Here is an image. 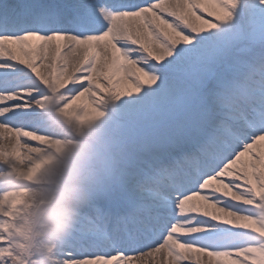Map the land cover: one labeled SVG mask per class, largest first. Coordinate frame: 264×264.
<instances>
[{"label":"bare ground","instance_id":"1","mask_svg":"<svg viewBox=\"0 0 264 264\" xmlns=\"http://www.w3.org/2000/svg\"><path fill=\"white\" fill-rule=\"evenodd\" d=\"M135 1L149 9L144 17H125L128 25L121 26L112 11L134 6L120 5L123 0L116 6L111 0H0V33L8 37L9 54L0 57V262L23 255L20 237L31 217L21 210L29 193L45 192L34 206L46 213L35 226L31 264H264V222L251 221L260 209L253 203L264 200V125L253 133L237 121L246 104L264 100V93L255 94L264 91V39L249 44L264 29V0L243 2L244 22L234 20L231 0ZM232 28H241L243 37ZM226 32L242 42L223 66L237 62L233 71L242 72L236 78L226 72L216 87L233 79L228 89L236 98L212 103L200 96L193 113L196 125L206 113L215 115L206 130L201 123L196 128L212 140L196 142L191 128L180 138L158 132L160 138L152 139L147 132L151 144L137 158L122 149L100 158L101 146L112 144L105 143L107 132L125 116L170 103L165 78L192 58L189 44L200 39L217 47ZM105 158H111L112 173L102 175ZM80 160L94 161L86 172L95 171L94 180L78 174ZM199 170L205 176L197 175L201 180L189 187L187 199L180 196L188 210L157 222L153 232L141 230L148 216L176 208L166 205L177 196L159 193L179 190ZM47 183L62 187L50 207L55 191ZM140 204L144 210L136 212ZM83 233L100 239L87 248ZM110 242L118 247L110 249Z\"/></svg>","mask_w":264,"mask_h":264},{"label":"rangeland","instance_id":"2","mask_svg":"<svg viewBox=\"0 0 264 264\" xmlns=\"http://www.w3.org/2000/svg\"><path fill=\"white\" fill-rule=\"evenodd\" d=\"M236 3L237 0H231L233 18L237 22H244L245 20L243 18H240L237 12ZM34 4L44 5L46 3H44V0H37ZM232 31L234 32L235 28H232ZM242 31L243 30L241 28L238 30V32L236 31L237 35H239ZM224 34V38L218 39L217 47H215L214 41H211L209 44H207L205 42H202L200 39H197L196 41L190 43L188 51L189 54L192 55V58L188 57V59H185L184 62L182 61L177 64L178 67L174 68L175 72L171 73L172 75H169L165 78V80L168 81L167 83L170 85V89L172 90L169 95L171 99L170 103L166 102L165 104H159L157 102L156 104L145 108L140 113L125 116L122 120L119 121V124H121L122 122L124 124L117 127L116 130L114 129L111 132H107L105 136V143L108 142L112 144L111 146L107 147L101 146L102 153L100 155V158H103L105 155L111 154L114 151H118L120 149L126 152V155L128 156H139V150L141 151L146 145L151 144V138L145 135V133L147 132L152 133V139L160 138L158 132L160 134L167 133L166 135H179L177 138H180V135L184 137L189 136L188 131L191 128L196 131V134L198 136L196 142L202 144V141L204 140H212L209 139L208 134H205L206 132L204 133V131H199L196 128L197 125L201 123L200 128L204 127V130H206L208 126L207 124H213L216 121V117L214 115L213 118L211 113H206L205 115H203V117H206L204 118V120L202 119L203 121L199 119V124H194L196 120L194 121L193 113L195 112V108L197 106V100L201 98L200 96L205 97L206 100L210 98L212 103H215L217 99L228 101L233 100V98L236 97L228 89L231 84L233 86V79H231L232 81H228V84H226V88H223L221 90L216 87V84H218L217 82L221 80L222 76H224L226 72H229V74L232 75L234 78L238 77L239 74H241L242 72V68H238L237 70L235 69V71H233V67H235L236 64L239 65L237 62L236 64H230V66H223V63L227 61V58L229 57L231 52L240 44V42H242L236 40L237 38H234L232 32H226ZM262 34H264V29L255 34H252V36L249 38V44L251 45V43L257 38H259ZM144 50H148V48H145ZM209 68L215 69L217 72L216 79L211 85L205 84V80L203 77V71ZM154 74L156 76L160 75L159 72H156ZM32 79L35 82L38 81L36 77L34 78L32 76ZM217 104L218 107L222 106L221 102H218ZM50 118L53 120V117L51 115ZM206 119L208 120L205 121ZM238 119L239 118H237V120ZM53 121H55V119ZM229 121L230 120H228V122ZM249 136L250 135L247 133L246 137ZM188 139L190 140L191 138ZM190 146L191 145H189L187 148L190 149ZM177 155H182V152H179ZM122 156L123 155H121L120 157ZM124 157L126 156L124 155ZM122 159L124 158H121V160ZM92 163H94L93 160L91 162H89V160H80L79 163L75 165L79 170V175L85 173V181L94 180L97 175L95 171L86 173L90 166L93 165ZM80 164L81 166H79ZM96 165L97 164H95V166ZM100 166V169L102 168V172L107 171V169L111 166V158H105L102 163H100ZM190 179L194 182L197 180L195 179L194 175H192ZM47 184L53 185L55 191V194H53L49 200L50 207L51 205L56 204L58 202L57 196L62 187L52 183ZM44 195L45 192H40L38 194L29 193V199L25 202V207H23V209L21 210L23 211L24 216L31 217L30 226L26 235L24 236V238L20 237L21 240L24 239V246L22 252L23 255L19 256L14 254V260L5 259L0 262V264H31V262L35 260L33 256L34 249H32V245L33 243L35 244L37 242L36 239L38 237L37 235L39 234V232L38 230L36 231L34 226L39 221L40 217L43 216L45 210H35L34 206L37 202V199L39 197H43ZM258 199L260 198H257L256 200ZM253 205L257 206V201H255ZM258 220L263 222L262 216L259 212L256 215H253L251 218V221L255 226L257 225L256 221ZM262 244H264L263 241ZM59 261L61 263L65 262L63 260Z\"/></svg>","mask_w":264,"mask_h":264}]
</instances>
